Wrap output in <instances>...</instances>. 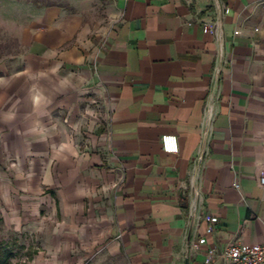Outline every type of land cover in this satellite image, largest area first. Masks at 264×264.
I'll use <instances>...</instances> for the list:
<instances>
[{"label":"crops","instance_id":"1","mask_svg":"<svg viewBox=\"0 0 264 264\" xmlns=\"http://www.w3.org/2000/svg\"><path fill=\"white\" fill-rule=\"evenodd\" d=\"M4 11L6 226L50 236L54 264L76 244L107 264H204L264 240V0H110L102 34L74 3Z\"/></svg>","mask_w":264,"mask_h":264},{"label":"rangeland","instance_id":"2","mask_svg":"<svg viewBox=\"0 0 264 264\" xmlns=\"http://www.w3.org/2000/svg\"><path fill=\"white\" fill-rule=\"evenodd\" d=\"M27 3H57L67 8H69L70 4L74 3L78 11L86 14V16L93 20V24H95V22L101 24L96 28L97 33L99 34L103 33L104 26L109 23L111 18L106 12L110 0H0V37L2 40L4 36V25H2V19L5 14L4 8L8 7L16 10L19 4ZM6 14L8 18L11 17L9 11ZM17 14H19V12ZM9 42L12 51H14L15 42L13 37L9 39ZM98 118L101 121L100 124H104L103 117L101 118L99 113ZM47 221L51 222L50 220ZM46 238L48 239V244L44 247L40 237L32 232V229H13L12 227L6 226L3 219L0 217V247L4 251L10 252L7 259L8 264H54V261L57 258V253H55L57 247L51 244L50 236ZM58 255V259H60L61 254H59V252ZM74 256H78L75 264L108 263L104 257H101L100 248H97L92 252H87L83 250L81 245L76 244L71 252V258Z\"/></svg>","mask_w":264,"mask_h":264},{"label":"built area","instance_id":"3","mask_svg":"<svg viewBox=\"0 0 264 264\" xmlns=\"http://www.w3.org/2000/svg\"><path fill=\"white\" fill-rule=\"evenodd\" d=\"M223 11L228 12L229 8L223 4ZM220 24V16L218 20H215L213 24L203 22V26L206 30L215 31ZM219 70V66H215V72ZM214 97V89L209 92V95L205 102V118L207 122H210L214 117L212 109V99ZM161 148L166 153L176 154L179 151L177 137L173 134H164L160 138ZM260 182L264 183V174L260 177ZM237 187V185H236ZM209 225L206 228L207 233H213L217 227L218 218L213 215L207 216ZM206 242L205 237H200L197 243L192 244L197 246ZM219 261V264H264V240L258 243L246 244L241 241H229L220 250V252L214 256L211 251L208 252L204 264H215Z\"/></svg>","mask_w":264,"mask_h":264},{"label":"trees","instance_id":"4","mask_svg":"<svg viewBox=\"0 0 264 264\" xmlns=\"http://www.w3.org/2000/svg\"><path fill=\"white\" fill-rule=\"evenodd\" d=\"M9 254H10V252L4 251L0 247V264H8L7 259H8Z\"/></svg>","mask_w":264,"mask_h":264}]
</instances>
